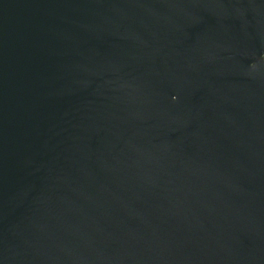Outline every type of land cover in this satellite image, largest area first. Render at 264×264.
<instances>
[{
    "label": "water",
    "instance_id": "95a60500",
    "mask_svg": "<svg viewBox=\"0 0 264 264\" xmlns=\"http://www.w3.org/2000/svg\"><path fill=\"white\" fill-rule=\"evenodd\" d=\"M0 264H264V0H0Z\"/></svg>",
    "mask_w": 264,
    "mask_h": 264
}]
</instances>
